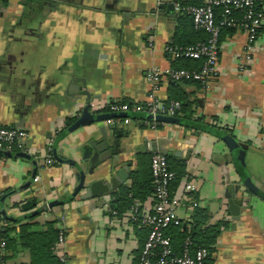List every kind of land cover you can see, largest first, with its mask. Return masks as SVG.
<instances>
[{
    "label": "crops",
    "instance_id": "0c3cea01",
    "mask_svg": "<svg viewBox=\"0 0 264 264\" xmlns=\"http://www.w3.org/2000/svg\"><path fill=\"white\" fill-rule=\"evenodd\" d=\"M177 1L0 0V125L28 131L23 148L11 152L28 157L0 156L1 208L11 220L6 264H55L47 243L55 244L61 230L67 264H134L147 229L130 209L135 202L152 208V185L144 181L155 150L172 153L170 189L180 201L181 225H189L195 208L205 210L207 226L221 224L209 264H264V21L254 41L243 30L222 31L218 75L206 83L162 78L156 95L180 101L176 122L152 127L144 111L128 113L129 123L105 116L113 113L111 103L146 101L147 69L184 65L166 50L196 41ZM100 128L109 135L119 130L125 142L119 164L106 162L108 175L120 167L129 175L102 199L84 190L73 195L86 167L83 148L93 150L88 143L100 138ZM223 134L241 152L230 151ZM47 147L58 161L53 165L43 162ZM229 194L243 199L235 221Z\"/></svg>",
    "mask_w": 264,
    "mask_h": 264
},
{
    "label": "built area",
    "instance_id": "2783aa9c",
    "mask_svg": "<svg viewBox=\"0 0 264 264\" xmlns=\"http://www.w3.org/2000/svg\"><path fill=\"white\" fill-rule=\"evenodd\" d=\"M261 8H257V5ZM177 9L187 13L192 19L194 29L206 33V39L196 41L188 45H168L167 53L174 59L189 58L200 60L197 68L173 67L165 72L150 68L144 73L145 79L151 84V90L147 93L146 101L131 104L117 101L111 103L109 108L114 113L147 112L150 116V123L155 127L158 122V115L175 116L181 103L179 100L171 99L167 102L161 101L156 91L164 76L172 81L191 80L206 83L209 79L218 75V53L219 38L223 28L243 30L247 33L250 41H254L258 34L259 27L264 21V0H201V4L195 5L187 0H178L175 3ZM219 10V16L216 11ZM235 13H239L236 16ZM244 60L248 63L251 60V46L245 49ZM124 123H129L128 116L122 118ZM28 137V131L20 127H6L0 125V149L13 152L15 149H22ZM43 162L47 165L57 163V159L47 147L43 155ZM150 171L152 181L153 205L150 210H142L135 202L131 206V218L140 226L147 229V236L140 248L137 260L134 264H206L210 252L205 247L190 249V240L186 239L180 253H177L172 245L171 238L166 231L171 226L181 225V219L176 215V208L180 201L170 189L175 179V172L169 167L167 157L154 152L150 156ZM37 180V177L34 178ZM186 189H195L193 184H187ZM115 212V211H114ZM65 234L58 232L53 251L61 264H67V255L63 249ZM6 243L0 238V264H6L5 255Z\"/></svg>",
    "mask_w": 264,
    "mask_h": 264
},
{
    "label": "water",
    "instance_id": "95a60500",
    "mask_svg": "<svg viewBox=\"0 0 264 264\" xmlns=\"http://www.w3.org/2000/svg\"><path fill=\"white\" fill-rule=\"evenodd\" d=\"M170 3L167 5L168 11H172V5ZM162 6V5H161ZM128 114L126 113H108L105 116L107 118L110 117H125ZM150 118V116H148ZM159 121H171L176 122L177 118L174 116H164L158 115L157 116ZM80 122V120H78ZM109 128H113L112 125L108 126ZM121 132L118 130L115 133L109 135L105 129L100 128V138L97 141H89V145L92 147L93 150L89 148V146L83 148V158L82 163L85 164V170H81L78 173L79 182L76 188L73 191V195H75L78 191L84 190L85 197L91 198L96 197L98 199H102L105 195H110L111 192L116 189L120 182L126 180L129 172L125 171L124 167H120L115 175H108L110 173L111 165H107L106 162L110 161L111 164L114 166L119 164L120 162V153H121V145L125 142L121 141ZM221 139L226 143L227 147L230 151L241 152L239 150V144L237 141L231 136L230 134H223L221 135ZM164 154L165 156H171V152L167 151H158ZM0 153L6 157L12 156H23L28 157L27 154L23 152H17L12 154L11 152L5 151L0 149ZM239 159L242 160V155H238ZM128 166L131 165V162L128 161ZM100 174L98 179L94 178ZM244 184L246 187L254 194L258 193L257 187L253 184L249 177H245L243 179ZM230 199L228 200V210L229 213L232 215V220H237L239 217L240 207L242 205L243 199L242 198H235L231 194L228 195Z\"/></svg>",
    "mask_w": 264,
    "mask_h": 264
},
{
    "label": "trees",
    "instance_id": "16d2710c",
    "mask_svg": "<svg viewBox=\"0 0 264 264\" xmlns=\"http://www.w3.org/2000/svg\"><path fill=\"white\" fill-rule=\"evenodd\" d=\"M189 3L191 4H195V5H199L201 4V0H187ZM257 8H261V5H257ZM263 10V14H264V8ZM186 15H188L187 13H184ZM216 16H219V10L216 11ZM189 17V24L192 27V19L191 17L188 15ZM187 25V24H186ZM264 26V25H263ZM224 29H233V28H223L222 31ZM260 29V27H259ZM258 29V31H259ZM194 33L196 34V41L199 40H204L206 39V33L202 30H197L193 28ZM221 31V33H222ZM221 37V34H220ZM196 41H191L190 43L187 44H183V45H188V44H192L195 43ZM219 42H220V38H219ZM176 60H181L184 62L183 66L180 67H185V68H197L201 61L200 60H195V59H189V58H176ZM191 81V80H189ZM175 82H188V80H183V81H175ZM194 82H198V81H194ZM177 100V99H176ZM119 114V112L117 113ZM52 153V152H51ZM3 154L0 153V156H2ZM167 157V156H166ZM168 160V157H167ZM169 163V160H168ZM170 167V164H169ZM171 168V167H170ZM172 169V168H171ZM136 175V174H135ZM135 175L133 176V178L135 179ZM180 175V173H179ZM176 178V177H175ZM145 183H149L151 182L152 185V181H151V177L149 180L144 181ZM2 196L3 194L0 195V222L2 223L0 226V238H2L4 241L8 242L9 238H8V226L7 224L5 225V223L10 222L11 220H9V218L6 216V214L4 213L3 209L1 208V201H2ZM136 194L132 195V197H135ZM127 198V193H123L121 195H119V200H125ZM129 201V200H128ZM192 218L193 220L191 222H189V225H179V226H171L173 228V231L176 233V237L177 240H180V242H176L174 240H176V237L171 236V240H172V245L174 250L177 253H180L183 247V243L186 239H189L191 244H190V249L194 250L198 247H205L209 250L210 254L214 251V244L216 242V238L219 235L220 231H221V224H215V225H209L207 226L206 220H207V213L205 212L204 209H200V208H195L193 214H192ZM53 223L50 222L49 225H52ZM27 227L26 224L22 225V230H24ZM170 227V228H171ZM21 230V231H22ZM172 232H168L166 231L167 235H172ZM55 232L54 229H51V234L53 235ZM57 233V230H56ZM53 240H50L47 243V254L50 256V258H55L54 255L52 254L53 251ZM55 264H61L59 262V260L55 259ZM210 263V256L206 261V264Z\"/></svg>",
    "mask_w": 264,
    "mask_h": 264
}]
</instances>
